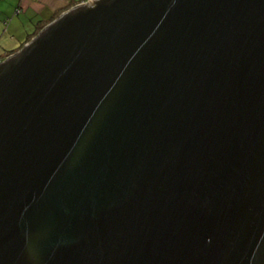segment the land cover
<instances>
[{
    "label": "water",
    "instance_id": "95a60500",
    "mask_svg": "<svg viewBox=\"0 0 264 264\" xmlns=\"http://www.w3.org/2000/svg\"><path fill=\"white\" fill-rule=\"evenodd\" d=\"M0 264H264V0H88L1 60Z\"/></svg>",
    "mask_w": 264,
    "mask_h": 264
},
{
    "label": "crops",
    "instance_id": "0c3cea01",
    "mask_svg": "<svg viewBox=\"0 0 264 264\" xmlns=\"http://www.w3.org/2000/svg\"><path fill=\"white\" fill-rule=\"evenodd\" d=\"M72 3L74 0H1L0 54L11 55L18 51L26 40L27 34L36 30L39 20L50 19L53 15L57 18L69 10ZM18 7L22 12L20 16L15 15ZM7 18H10L9 23H6ZM16 38L20 39L19 44Z\"/></svg>",
    "mask_w": 264,
    "mask_h": 264
},
{
    "label": "trees",
    "instance_id": "16d2710c",
    "mask_svg": "<svg viewBox=\"0 0 264 264\" xmlns=\"http://www.w3.org/2000/svg\"><path fill=\"white\" fill-rule=\"evenodd\" d=\"M1 1V0H0ZM84 1H87V0H74V3H72V6L71 7H73V6H76V5H78L79 3H81V2H84ZM70 7V8H71ZM19 13V14H16V13ZM22 14V12H21V10H20V8L18 7L16 10H15V15H17V16H20ZM58 17V16H57ZM54 19H56V16L55 15H53V17L52 18H48V19H43V20H39V22L37 23V25H36V30H33L32 32H29L28 34H27V38H26V40L22 43L23 45H22V47L24 46V44H26V43H28L29 41H31L32 40V38H34L46 25H48L50 22H52ZM9 21H10V18H7V20H6V23H9ZM42 23V24H41ZM4 54V53H3ZM0 54V61L1 60H4L6 57H8L10 54Z\"/></svg>",
    "mask_w": 264,
    "mask_h": 264
},
{
    "label": "clouds",
    "instance_id": "9594fccd",
    "mask_svg": "<svg viewBox=\"0 0 264 264\" xmlns=\"http://www.w3.org/2000/svg\"><path fill=\"white\" fill-rule=\"evenodd\" d=\"M87 1H88V0H87ZM87 1L81 2V3H79L78 5L84 4V3H86ZM78 5H76V6H78ZM73 7H75V6H73ZM71 8H72V7H71Z\"/></svg>",
    "mask_w": 264,
    "mask_h": 264
},
{
    "label": "rangeland",
    "instance_id": "374dc122",
    "mask_svg": "<svg viewBox=\"0 0 264 264\" xmlns=\"http://www.w3.org/2000/svg\"><path fill=\"white\" fill-rule=\"evenodd\" d=\"M16 42H17V44H19L20 43V39L16 38Z\"/></svg>",
    "mask_w": 264,
    "mask_h": 264
}]
</instances>
